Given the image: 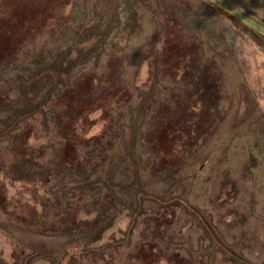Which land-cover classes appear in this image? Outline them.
<instances>
[{"label": "rangeland", "instance_id": "374dc122", "mask_svg": "<svg viewBox=\"0 0 264 264\" xmlns=\"http://www.w3.org/2000/svg\"><path fill=\"white\" fill-rule=\"evenodd\" d=\"M0 264H264V36L210 0H0Z\"/></svg>", "mask_w": 264, "mask_h": 264}, {"label": "water", "instance_id": "95a60500", "mask_svg": "<svg viewBox=\"0 0 264 264\" xmlns=\"http://www.w3.org/2000/svg\"><path fill=\"white\" fill-rule=\"evenodd\" d=\"M210 1L214 3L217 7L225 11L226 13L230 14L231 16L235 17L239 21L243 22L245 25L250 27L252 30L264 36V25L254 20L252 17L244 13L239 8L230 4L226 0H210Z\"/></svg>", "mask_w": 264, "mask_h": 264}, {"label": "trees", "instance_id": "16d2710c", "mask_svg": "<svg viewBox=\"0 0 264 264\" xmlns=\"http://www.w3.org/2000/svg\"><path fill=\"white\" fill-rule=\"evenodd\" d=\"M67 147H68V145H67V143H66V145H65V151H64V162L65 163H67L66 161H67V156H68V150H67ZM16 151H17V153L19 152V149L17 150V148H15V154H16ZM74 152H75V149H74ZM76 154V153H75ZM30 219H31V217H30ZM147 252H144V256H143V262L145 263V261H146V259H147ZM141 260V261H142Z\"/></svg>", "mask_w": 264, "mask_h": 264}]
</instances>
